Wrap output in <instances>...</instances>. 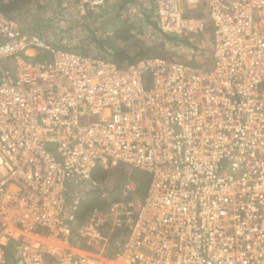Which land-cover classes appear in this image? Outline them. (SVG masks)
I'll return each instance as SVG.
<instances>
[{
	"label": "built area",
	"instance_id": "obj_1",
	"mask_svg": "<svg viewBox=\"0 0 264 264\" xmlns=\"http://www.w3.org/2000/svg\"><path fill=\"white\" fill-rule=\"evenodd\" d=\"M67 1L75 20L107 2ZM152 2L184 61L62 50L0 10V264H264V0ZM97 169L132 200L80 223Z\"/></svg>",
	"mask_w": 264,
	"mask_h": 264
},
{
	"label": "crops",
	"instance_id": "obj_2",
	"mask_svg": "<svg viewBox=\"0 0 264 264\" xmlns=\"http://www.w3.org/2000/svg\"><path fill=\"white\" fill-rule=\"evenodd\" d=\"M53 2H55V6L52 5ZM107 4L99 11L87 12L85 16H78L76 21L71 14L73 6L67 0H51L50 4H45L44 13L40 14H44L47 19L53 21V28L57 36L54 35L50 40L43 31L37 32L34 29L29 31L27 28L26 31L45 35L50 44L56 48L76 53L96 54L104 58L103 52H100V49L91 43L92 37L88 33L93 32L97 37L104 38L112 35V31L119 23L126 22L132 27L130 34L142 45L149 47L163 45L165 47L168 43L167 47H171V49L177 48L178 45H180L179 49L185 46L186 57L190 55L188 51L190 46L187 40L166 38L160 33L156 23L151 21L152 17L147 12L150 9L153 10L152 0H107Z\"/></svg>",
	"mask_w": 264,
	"mask_h": 264
},
{
	"label": "trees",
	"instance_id": "obj_3",
	"mask_svg": "<svg viewBox=\"0 0 264 264\" xmlns=\"http://www.w3.org/2000/svg\"><path fill=\"white\" fill-rule=\"evenodd\" d=\"M25 3H13V4H0V10L8 16H20L21 7ZM132 27L126 22H122L112 31V35L107 37H97L96 34L90 32L92 37L91 43L103 52V57L114 62L117 65L127 64L135 62L136 60L150 56L166 57L163 45H157L153 47L142 45V43L136 41L130 34ZM93 33V34H92ZM167 38V36H165ZM169 38V37H168ZM169 40V39H168ZM176 41V40H171ZM86 54L85 52H81ZM109 57H108V56ZM47 54H38L32 58L35 62H40L47 59ZM117 175V180H112L113 175ZM123 176V180L120 181L119 176ZM94 179L100 183L104 190L107 191V195L102 197L101 193L94 195L92 198L86 199L81 202L79 210L77 212V218L80 223L84 222L88 215L94 210H103L111 202L124 199L125 201H131L130 195L123 196V188L126 181L125 174L116 172H106L97 169L93 174ZM133 183L136 189L133 192V199L141 200L147 191L149 184V175L144 172H136L133 174ZM112 181V185L108 186V183ZM11 253V252H8Z\"/></svg>",
	"mask_w": 264,
	"mask_h": 264
},
{
	"label": "rangeland",
	"instance_id": "obj_4",
	"mask_svg": "<svg viewBox=\"0 0 264 264\" xmlns=\"http://www.w3.org/2000/svg\"><path fill=\"white\" fill-rule=\"evenodd\" d=\"M51 0H33L32 2H30L29 4H27L26 6L21 8V13H20V17H23L24 19L27 18L29 19V21H31V23H29L26 28L29 31H32L33 29L36 30L37 32L43 31L44 33H46V36L48 37V39L52 38L54 35L57 36L56 31L53 28V24L50 19H47L44 14L41 15L40 13H44V8H45V4H50ZM53 6H55V2L52 3ZM107 2L104 5V8L107 6ZM36 9V10H35ZM32 10V11H31ZM28 22V21H27ZM205 32L203 34H200L199 37L201 38L200 44L205 47V48H209L210 45V39H211V33L213 31L212 29V25L211 22L209 20V17L206 19V26H205ZM80 32V31H79ZM100 34V32H98ZM52 34V35H51ZM102 35V34H101ZM51 40V39H50ZM175 44V43H173ZM168 43L166 44V46L164 47V51L165 52V56L166 57H173L177 60L180 61H184L186 58V50L184 49L185 46H182V48H178L180 47V45L177 46V50L175 49H171V47H167ZM168 48V49H167ZM173 48V47H172ZM186 51V52H185ZM190 52V50H188ZM185 52V53H184ZM193 64L196 63L195 61L192 62ZM117 175H113L112 180H117ZM120 181L123 180V176L120 175L119 179ZM112 185V181H110L108 183V186ZM14 264H17L16 260L14 261Z\"/></svg>",
	"mask_w": 264,
	"mask_h": 264
}]
</instances>
